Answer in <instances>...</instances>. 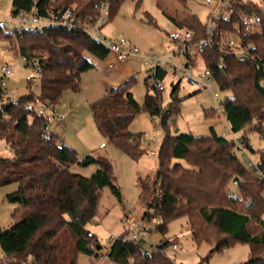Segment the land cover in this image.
<instances>
[{"label": "trees", "instance_id": "16d2710c", "mask_svg": "<svg viewBox=\"0 0 264 264\" xmlns=\"http://www.w3.org/2000/svg\"><path fill=\"white\" fill-rule=\"evenodd\" d=\"M123 1L109 0L108 20ZM96 2L12 0L11 15L33 7L40 13L71 8L79 16L93 15ZM262 3L260 7L250 1L233 0L235 11L260 16V32L247 33L236 16L229 20L214 18L212 42L203 43L193 57H185L193 67L198 57L202 68L211 71L218 88L230 92L221 99L223 112L231 131L241 133L236 137L249 153L254 150L248 142V131L257 132L264 140V0ZM174 23L192 32L193 43L206 37L204 25L194 13L174 19ZM224 34H234L240 42L237 48L247 49L249 55L240 57L232 50L222 51ZM12 35L25 66L38 73L40 93L30 91L5 102L9 118L0 117V138L6 140L12 152L10 157L0 158V184H17L5 198L18 205L12 213L14 223L4 230L0 228V250L4 255L0 264H77L78 253L98 256L101 249L97 237L87 228L97 214L101 190L109 187L118 201L121 192L106 157L87 154L79 159L77 151L59 133L52 130L45 134L46 119L28 104L37 98L45 107L55 106L63 93L79 90L81 74L93 67L85 52L100 59L109 52L81 30L22 28L8 33L0 27V37L9 39ZM165 72L161 69L148 74L145 80L162 78ZM132 81L133 77L109 86L90 108L106 141L134 159L144 149L140 133L129 130L130 123L142 110L160 116L164 135L154 179L146 176L138 180L139 196L146 207L142 219H159L156 229L164 234L172 220L185 217L196 245L207 242L215 251L237 242L247 243L249 256L237 264H264L263 182L247 168L235 140L217 134L212 127L206 135L178 130L171 133L167 120L178 111L179 82L172 83L170 102L163 109L154 83L153 91H147L139 104L130 90ZM203 114L205 118L216 115L214 109H204ZM256 161L264 172V150ZM75 164L96 168L86 176L72 169ZM246 199L250 200L247 207ZM239 204L244 210H239ZM174 241L163 237L145 253L140 242L121 235L109 241L105 256L112 264H178L166 252Z\"/></svg>", "mask_w": 264, "mask_h": 264}, {"label": "rangeland", "instance_id": "374dc122", "mask_svg": "<svg viewBox=\"0 0 264 264\" xmlns=\"http://www.w3.org/2000/svg\"><path fill=\"white\" fill-rule=\"evenodd\" d=\"M11 1L0 0V20L8 25L13 24ZM221 1L212 0L211 8L214 9ZM241 1H250L263 7L262 0ZM189 13L196 14L203 25L210 19L209 8L204 0H185L183 2L179 0H139L138 5H136V0H124L113 18L104 24L102 32L113 40L125 39L128 44L136 47L143 55L150 53L168 56L167 49L174 50L178 46L177 42L168 38V32L178 28L174 19L179 20ZM148 18L151 23L148 22ZM25 28H28V25H25ZM15 42L14 35L9 39L0 37V76L2 63L10 65L13 71V75L7 78L6 85L0 94L2 99L6 97L5 94H2L4 92L14 99L30 91L35 94L40 93L38 74L34 68L25 66V61L17 52ZM85 56L93 64V67L81 74L78 91H67L60 97L59 102L55 105V111L56 114L64 113L65 119L59 122L53 118L51 129L59 133L64 142L77 151L79 159L87 154H92L104 156L111 162L115 184L121 192V201L117 200L109 187H104L101 190L97 214L94 220L87 224L88 230L95 234L101 246L98 251L99 256L94 258L78 253L77 264H90L93 260H98L100 264H112L105 256L109 241L121 235L130 238V233L134 231L139 222H143L148 231L149 243H146L145 249H152L163 237H171L175 239L174 242L181 244L178 250L169 247L166 251L178 264H199L201 262L203 264H237L245 261L250 253L249 244L237 242L230 247L215 251H212V245L207 242L196 245L191 240L185 217L172 220L167 225V231L164 234L156 229V220L142 219L146 207L139 196L138 180L146 176H149L150 180L154 179L158 165V151L164 135L160 116H152L142 110L130 123L129 130L140 133V144L144 149V153L134 159L118 146L108 143L100 134L95 125L90 104L101 98L109 86H116L131 77H133V81L130 90L134 99L142 104L147 91H153L151 85L155 79L151 77L145 80L149 71L139 56H128L119 61L114 68L109 66L114 59L111 53H108L104 59L89 52H85ZM174 60L182 62L185 61V57L174 55ZM196 63L197 66L194 67V70L201 71L203 68L198 57ZM172 73L171 69L166 68L163 77L157 78L164 87L160 91L163 109H166L170 102L172 83L179 82L176 94L181 101L178 104V111L167 120L170 132L173 133L177 129L180 132L206 135L210 133V127L219 135L225 131L229 132L217 113L210 118L204 117V109L215 110L216 108L211 91L199 89L184 79L174 77ZM29 81H31L30 86L28 85ZM212 91L218 94L219 99L230 95V92L220 90L216 84L212 85ZM240 134L236 133V136ZM247 138L254 150V152L250 151V155L254 160H257L259 152L264 150V140L253 130L247 132ZM11 155L8 143L4 138H0V157H10ZM95 168V165L83 167L75 164L72 166L73 170L86 176L90 175ZM16 187L17 184L14 182L0 184V228L3 230L10 227L16 220L12 213L18 205L5 198V195L14 191ZM238 208L244 210L241 204ZM253 226L252 228H254ZM3 257L0 250V260Z\"/></svg>", "mask_w": 264, "mask_h": 264}, {"label": "built area", "instance_id": "2783aa9c", "mask_svg": "<svg viewBox=\"0 0 264 264\" xmlns=\"http://www.w3.org/2000/svg\"><path fill=\"white\" fill-rule=\"evenodd\" d=\"M204 1L210 12V19L206 24H204L206 37L197 43H193L192 32L188 28L183 27L172 29L168 32V38L171 41L177 42L178 46L174 50H170L168 48V51H166L168 56L150 53L143 55L136 47L128 44L125 39L119 38L118 40H113L104 35L102 28L108 21L109 0H98V2H96L93 6L95 11L94 14L86 16L77 15L71 8L40 13L35 7H33L29 11H20L16 15H12V25H8L4 21L0 20V27L8 33L25 28V25H28V28L39 31L43 29L81 30L87 33V35L94 41L104 45L108 49V52L114 56L113 62L109 64L110 67H116V64L119 61H122L128 56H139L142 59L143 65L148 69L149 74H156L161 69L166 71V68H169L172 70L174 77L184 79L186 82L197 86L199 89L211 91L216 104L215 113H217L218 117L224 121L226 129L229 130V132L225 131L221 135L235 140L237 145L240 147V156L247 168L253 171L262 180L264 192V172L257 167V161L254 160L250 153L242 147V145L238 142L236 135L231 131L230 125L223 112L221 99L217 97L218 94L216 92L212 91V85L215 84V81L211 71L207 68H203L201 71H195L194 67L189 65L187 61L176 62L174 60V55H182L184 57L189 55L190 57H193L197 48L203 43L212 42L213 32L215 29L214 18L220 17L224 20H229L232 16H236L238 23L247 33H258L261 31V18L256 12L247 13L235 11L233 7V0H222L221 3L214 9L211 8L212 0ZM239 45L240 42L234 34H224L221 37L220 48L222 51L232 50L240 57L248 56V50L244 48L238 49L237 47ZM23 60L25 61L24 58ZM12 75L13 71L11 66L7 63H2L0 76L1 92L6 85L7 78ZM154 86L159 91L164 89L158 79H155ZM2 94H5L6 97L5 99L0 97V117L8 119L9 115L5 112L4 104L7 101L15 99L9 96L6 92ZM33 105L37 108L38 113L47 121V124L44 126L46 135H49L52 131L51 122L53 118H56L59 122L64 121L65 119L64 113L56 114L55 106L45 107L37 98L34 102H30L28 104L29 107ZM153 153L154 152L152 151V154ZM249 204L250 200L246 199L244 201V206L247 207ZM158 222L159 219H156V223ZM147 235L148 231L145 228V224L143 222H139L136 224L134 231L130 233V239L140 242L142 247H145L146 243H149ZM180 247L181 244H178L177 242L173 243L171 246L173 250H178Z\"/></svg>", "mask_w": 264, "mask_h": 264}, {"label": "crops", "instance_id": "0c3cea01", "mask_svg": "<svg viewBox=\"0 0 264 264\" xmlns=\"http://www.w3.org/2000/svg\"><path fill=\"white\" fill-rule=\"evenodd\" d=\"M96 254H92L90 255V257H94L95 258ZM99 256V255H98ZM97 257V256H96ZM90 264H100V262L98 260H93L92 262H90Z\"/></svg>", "mask_w": 264, "mask_h": 264}, {"label": "water", "instance_id": "95a60500", "mask_svg": "<svg viewBox=\"0 0 264 264\" xmlns=\"http://www.w3.org/2000/svg\"><path fill=\"white\" fill-rule=\"evenodd\" d=\"M175 131H177V129ZM0 158H2V157H0ZM97 249H99V245L97 246ZM144 252L147 253L148 250L147 249H144Z\"/></svg>", "mask_w": 264, "mask_h": 264}]
</instances>
